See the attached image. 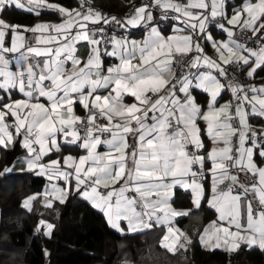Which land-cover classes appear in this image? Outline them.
<instances>
[{"label":"snow or ice","instance_id":"obj_1","mask_svg":"<svg viewBox=\"0 0 264 264\" xmlns=\"http://www.w3.org/2000/svg\"><path fill=\"white\" fill-rule=\"evenodd\" d=\"M10 9L51 11L61 22L26 28L5 18ZM155 9L163 19L176 13L171 19L182 27L174 33L181 34L164 36L153 27ZM111 23L150 31L139 42L106 38L103 26ZM210 24L227 40L214 39ZM236 28L251 32L257 47L247 36L238 39ZM25 32L34 34L35 46ZM81 43L90 48L87 59L79 57ZM104 56L119 63L105 69ZM260 72L264 0H245L230 17L225 0H142L123 21L105 17L90 0L78 9L54 0H0V149L22 137L21 171L50 184L23 206L31 211L42 198L52 208L74 193L119 232L122 222L129 233L159 228L160 246L176 254L192 243L177 226L192 214L174 207L179 188L196 209L206 199L218 214L197 233L206 248L235 252L243 243L264 250V122H251L264 121V82L250 83ZM194 90L206 94V106ZM225 92L231 98L220 104ZM77 105L85 115H77ZM72 146L86 154L51 158ZM13 172L6 166L0 178ZM53 228L41 219L37 231L51 235Z\"/></svg>","mask_w":264,"mask_h":264},{"label":"trees","instance_id":"obj_2","mask_svg":"<svg viewBox=\"0 0 264 264\" xmlns=\"http://www.w3.org/2000/svg\"><path fill=\"white\" fill-rule=\"evenodd\" d=\"M71 5L75 0H55ZM138 0H90L94 5L113 12H121ZM240 0H228L235 5ZM45 15V13H42ZM41 14V15H42ZM33 14L10 9L5 18L14 23L29 24ZM264 77V72H260ZM252 124L259 127L263 122L252 118ZM21 152L20 145L0 149V171L10 166ZM45 178L31 172L17 170L12 175L0 178V264H264V250L258 246L241 244L239 250L228 252L224 249L204 248L197 233L198 224L186 230L192 243L176 254L160 246L161 230L123 233L113 229L104 215L91 207L82 197L69 195L64 204L56 202L54 207H45L40 199L33 201L31 211L23 201L38 191ZM176 204L186 206L189 202L185 192L177 191ZM200 224L203 226L213 213L205 207L199 209ZM50 219L54 222L51 235L37 231L38 221ZM188 223V217L180 218L179 224ZM185 226V225H184ZM197 226V227H196Z\"/></svg>","mask_w":264,"mask_h":264},{"label":"crops","instance_id":"obj_3","mask_svg":"<svg viewBox=\"0 0 264 264\" xmlns=\"http://www.w3.org/2000/svg\"><path fill=\"white\" fill-rule=\"evenodd\" d=\"M227 1L228 0H225V11H226V13H227V15L229 17L233 14L234 10L240 9L242 7V5L245 3V0H240L235 5H231V4L229 5L227 3ZM54 2H57V1L54 0ZM81 2H82V0H75L74 3L71 4V5H66L65 3H60V2H57V3L61 4L62 6H64L67 9H78V7H79V5H80ZM43 13H45V15L42 14L40 16H37V15L33 14V15H35L37 17H34L33 21L31 23H29V24H26V23H16V24L23 25L26 28H31V27L35 26L36 24H40V23L56 24V23H60L61 22V17L59 16L58 13H54V12L47 11V10H45ZM157 18H158V15L154 12V20L152 21V26L153 27H158L161 30L162 35L169 36V35H173V34H181L179 32L174 33V26H175L176 29H179V28L182 27V25L163 24L161 22H158ZM128 27L131 30L130 33H129V35L124 36L122 34H118L116 37L117 38H124V39H127L128 41H137V42H139V41H143L145 39V37L147 36L148 31H150V29H149L147 32H142L141 26L140 27L128 26ZM209 27L211 29V34L213 35L214 39H216L218 41L227 40L226 34L223 33V32H221L219 28L213 27L212 25H209ZM30 33H32V32H30ZM184 34H186V33H184ZM24 35L26 37L27 36V33L25 32ZM32 35H33V43H32V45L35 46L34 34L32 33ZM200 43L207 48V51H208L209 54H212V49L210 47V42H207L206 43L204 40H201ZM248 46L251 47V48L257 47V45H254V44H248ZM108 49L111 50V45L108 46ZM100 50H101V52L104 51L102 45H101V49ZM89 51H90V48H89V46L87 44L81 43V44L78 45V54H79V57L80 58L87 59L88 54H89ZM103 60H104V68L105 69H107L109 66H113V65L119 63V61L115 57L104 56L103 57ZM13 63H14V59H13ZM262 82H264V77H263L262 74H258L255 77V80L254 81H250V83H254L256 86H260V84ZM193 94L197 97L198 103H200L201 105H204V106L207 105L208 100H207L206 94L202 93L199 90H194V93ZM13 96H14V98H17V99L21 98V94L18 93V92L13 93ZM228 99H230V93H228V92L223 93V99L220 100V104L226 103L228 101ZM127 102L131 103V98L130 97L127 98ZM76 113H84V110L79 105H77L76 106ZM201 123H203V122H201ZM21 141H22V137L21 138H17V143L21 147V152L15 157V159L16 158L19 159L20 160V164L23 165L24 167L23 168H20V169L14 168V171L22 170V169H25V167H26V165H25V163L23 161H24V158L27 155V152L23 148ZM205 142H206V144H208V141H207V138L206 137H205ZM98 150L100 152H104V151H106V148L103 147V146H101ZM68 154H71L73 156L78 157V156L83 155V154H86V153H84V151L82 149L76 148L75 146H72V149H71L70 152H69L68 148L66 147L63 150L62 153H55V152H53L50 155H51V158L52 159H57L61 155H68ZM13 161H12V163H13ZM45 162L46 163L48 162V158L47 157L45 158ZM21 165L19 167H21ZM42 177L45 178V181H44L42 187L38 191H34L31 194H29L28 197L33 196L35 194H43L46 189L50 188V184H49L48 179L45 176H42ZM60 185L63 186V181L60 182ZM177 191L185 192L183 189H179V188L175 190V193ZM175 193H174V207H176L178 209H192V214L190 216H188V223L187 224L185 223L184 224L185 226L184 225L182 226L179 223L177 225L182 231H184V232L187 233L186 230H189V231L191 230V227L190 226H195V225L198 224V227L201 228L199 230V232H198V233H200V232L203 231V229L205 227L209 226L213 221H215L217 219V215L218 214L215 212V210L213 208H211L208 205V202L205 199V200H203L204 201V205H205L206 208H208L213 213V216L207 222H205L203 226H199L201 213L200 212H194V211H196V210H194L196 208L191 203V196H190V194L185 192L187 194V196H188L189 202H188V204L186 206H182V205H179V204H176L175 203V201L177 203L181 202L179 199L178 200L177 199L175 200ZM40 201L43 204L42 198L40 199ZM41 219H43L47 223H51V224L54 225L53 220H50V219L48 220V219H44V218H41ZM105 219L107 220L106 217H105ZM39 221H38V223H39ZM37 226H38V224H37ZM122 228L125 231L128 230V226H127V223L126 222H122ZM42 232L44 233L43 230H42ZM162 235H163V233L161 234V238H162ZM46 236H48V235H46ZM197 237H198V241H199L200 245L202 247L206 248L200 242V239H199V236L198 235H197ZM161 238L159 239V243H160ZM220 249H223V248H220Z\"/></svg>","mask_w":264,"mask_h":264},{"label":"built area","instance_id":"obj_4","mask_svg":"<svg viewBox=\"0 0 264 264\" xmlns=\"http://www.w3.org/2000/svg\"><path fill=\"white\" fill-rule=\"evenodd\" d=\"M142 3V0H138L137 2H134L133 4L127 6L123 11L121 12H113V11H110L108 9H106L105 7H102V6H99V5H94L93 3H91L92 7L95 9V10H98L100 11L105 17L107 18H111V17H115L117 18L118 20L120 21H123L125 20V18L131 14L132 10L134 7H138L140 6V4ZM154 12L158 15V22H161L163 24H171V25H179L177 23V21L171 19L172 16L176 15V13L172 12V11H169L168 12V19H163L162 18V12L160 9H155ZM10 23L12 24H16L14 22H11L9 21ZM152 23V22H151ZM16 25H20V24H16ZM211 25V24H210ZM23 26V25H21ZM105 28V36L106 38H111L113 36H117L118 34H122L124 36H127L129 35L130 33V28L127 27V28H121L119 25H117L116 23H111V24H108V25H104L103 26ZM141 29H142V32H147L149 29L146 30L145 26H141ZM236 33H237V38L240 39L241 38V35L243 36H247L249 37L250 39H248L247 41H245L247 44H254V45H257L256 43H253V40L254 38H252V34L251 32H246V33H243L241 34V30L240 28H236ZM27 33V36H26V39L29 43H33V35L32 33L30 32H26ZM109 46V45H108ZM103 47V50H104V45H102ZM231 98V97H230ZM229 100V99H228ZM77 115H85V112L84 113H77ZM24 202V201H23ZM33 204V203H32Z\"/></svg>","mask_w":264,"mask_h":264},{"label":"rangeland","instance_id":"obj_5","mask_svg":"<svg viewBox=\"0 0 264 264\" xmlns=\"http://www.w3.org/2000/svg\"><path fill=\"white\" fill-rule=\"evenodd\" d=\"M21 164H20V160L19 159H15L13 161V163L10 165V166H7V167H14V168H17V169H20V168H23L24 166L21 165V167H19Z\"/></svg>","mask_w":264,"mask_h":264}]
</instances>
